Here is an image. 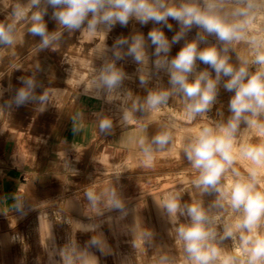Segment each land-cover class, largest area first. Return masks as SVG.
Here are the masks:
<instances>
[{
    "label": "rangeland",
    "instance_id": "obj_1",
    "mask_svg": "<svg viewBox=\"0 0 264 264\" xmlns=\"http://www.w3.org/2000/svg\"><path fill=\"white\" fill-rule=\"evenodd\" d=\"M7 1L0 9L3 16L11 12L7 9L10 0ZM163 2L174 8H179L182 4H195L201 9L204 8V0ZM235 6L232 0H226L225 7L228 11ZM59 10L61 9L47 5V8L39 11L43 15V23L46 25L50 40L56 35V39L51 41L49 47L41 48V37L29 32V28L32 27L30 19L27 25L14 30L13 43L0 44V49L89 51L99 55L101 64L97 69L85 68L89 67L85 60L81 61L82 67L74 65V68H71L74 64L73 59L66 61L68 83L99 99L115 103L111 108L102 107L99 123L109 120L112 130L138 126L152 135V140L155 136L167 132L171 140L162 149L152 143L154 148L151 149V160H147L143 147L141 152L134 151L133 147L128 148L131 143H125L126 148H122L112 145L105 138L94 139L90 145L77 146L73 152L62 155L51 171L53 178H57L61 184L58 188L61 196L56 201L45 202L41 213V221L45 222V226L39 229L31 225L25 232L6 237L0 243V258L12 259L13 264H47V256L51 254L57 264H84L82 253L84 249L96 254L100 264H192L185 252L184 242L178 238L176 231L180 225L188 226L191 220L179 211L175 216L167 212L164 202L172 195L177 196L181 208L194 203L199 204L208 215L210 220L208 227L216 233L215 239L209 243L219 250V257L212 264H225V261L227 264H241L242 260L246 264V257L238 255L236 251L240 246L239 234H236L235 239L224 236L225 225L233 223L238 214L233 212L226 202L223 208L217 207L218 193L214 190L205 192L194 186L192 181L198 178L199 173L184 155V147L196 130L203 126L216 127L219 124H227L232 115L229 111V102L234 93L225 90L224 84L230 77L221 75L216 86L215 100L209 106V110L189 121L186 116V100L172 89L168 71L164 68L158 69L155 62L165 59L170 61L187 44L196 43L198 52L215 47L222 57L228 58L229 64L238 69L242 66V58L252 59L249 46L236 41L225 44L202 28L193 25L184 29L171 18L166 24L149 21L147 25H141L135 18H130L128 24L123 27L119 23L110 29L98 25L94 34L88 31L86 24L80 30L69 31L53 18V13ZM32 14L33 11L31 16ZM254 25L255 30L264 31V9L257 11ZM153 30L163 32L169 46L167 53L161 52L159 56L156 55L157 46L153 45L148 37V33ZM181 32L183 34L180 39L174 43L173 38ZM134 37H143L142 52L145 62L142 65L137 64L133 57L127 54ZM121 40H126L127 43L120 44ZM224 48L228 51L225 52ZM115 52H119L122 58L117 60ZM11 61L12 59L0 58V109L3 108L2 103H5L7 95L6 62ZM108 63L114 64L122 75L120 86L111 93L97 91L95 87L101 67ZM247 67L250 73H255L258 68L252 64ZM202 72H208L211 79H216L215 70L197 59L192 73L188 74V82H194ZM60 76L50 74V77L55 79ZM141 76L144 77L145 84L140 83ZM30 77L32 76L27 73L17 74L14 75V80L19 83L23 79L33 80ZM17 91L18 89L15 90V94ZM161 91L172 93L167 104L159 106L158 109L136 111L132 109L133 103L138 107L143 104L149 92ZM40 92V96H47L46 101L40 102L43 111L58 110L59 102L65 98L64 90L55 89L49 83H46L45 89ZM36 94L39 95L34 90L32 95ZM125 113L130 116L127 121L124 119ZM258 119L264 123V117ZM5 137L4 135V139ZM14 137L10 134L7 140L14 139L17 150L24 148L31 153H37L45 146L44 138ZM236 143L258 145L264 143V137L248 129L242 122L236 134ZM235 167L247 177L246 168L251 167V164L241 158ZM260 179L264 181V171ZM234 180L235 177L229 171L227 182ZM224 182L222 180L221 187ZM89 191L96 197L94 203L86 196ZM113 192L121 201L123 210L137 201L144 203V209L155 210L157 215L153 220L155 228L142 225L140 219L136 217L128 222L116 218L113 219V224H106L103 242L100 230L102 220L119 211L113 209L109 203ZM33 220L34 218L30 219V222H34ZM88 224L93 225V230H90ZM258 230L264 234V222ZM93 237L103 242L102 248L91 244Z\"/></svg>",
    "mask_w": 264,
    "mask_h": 264
},
{
    "label": "clouds",
    "instance_id": "obj_2",
    "mask_svg": "<svg viewBox=\"0 0 264 264\" xmlns=\"http://www.w3.org/2000/svg\"><path fill=\"white\" fill-rule=\"evenodd\" d=\"M232 2L236 6L228 11L225 7L226 0H204L203 9L195 4H182L179 8L168 7L163 0H47L54 9H61L53 13V18L69 31L80 30L86 24L88 31L94 34L98 25L110 29L119 23L123 27L128 24L130 18H135L141 25H147L149 21L166 24L171 18L184 29L193 25L202 28L225 44L236 41L249 46L252 59L242 58V66L238 69L229 64L228 58L222 57L215 47L198 52L196 43L187 44L170 61L157 60L155 63L158 69L164 68L168 71L172 89L186 100V116L189 121L209 110L215 100L216 86L221 75L230 77L224 84L225 90L234 93L229 102L232 115L227 124H219L216 127L203 126L196 130L184 147V155L199 173L198 178L192 181L194 186L205 192L214 190L218 193L216 206L223 208L226 202L231 210L238 214L233 223L225 225L224 231L225 237L233 239L239 234L240 246L236 250L237 254L246 257V264H264V234L258 230L264 222V181L260 179L264 171V143H236V134L242 122L248 129L264 137V123L258 119L264 117V31L255 30L254 25L257 11L264 9V0ZM39 4L40 0H30L32 7ZM12 15L19 20L25 15V11L18 7ZM89 16L92 18L88 19ZM30 19L32 27L29 32L41 37V48L49 47L56 35L50 40L41 12H34ZM12 29V24L7 28L0 25V44L13 43L9 34ZM182 34L183 32L175 36L173 42H177ZM148 37L152 44L157 46V56L161 52L169 51L163 32L153 30L148 33ZM119 43L125 44L127 41L121 40ZM142 47L143 37H134L127 52L141 65L145 62ZM224 51L228 49L224 48ZM114 55L117 60L122 58L119 52ZM197 59L215 70V80L209 77L208 72H202L194 82H188V74L192 73ZM249 64L258 66L255 73L249 72ZM121 82V73L114 64L108 63L101 67L95 87L97 91L111 93ZM22 83L24 87L17 91L15 97L16 105L22 106L33 99H39L42 103L47 100L46 95H32L36 87L33 80L23 79ZM140 83H146L143 76L140 77ZM170 95L172 93L169 91L149 92L145 102L139 107L133 103L132 109H158L168 103ZM124 119H130L128 113L124 114ZM111 126L109 120H103L99 125L102 132ZM170 140V134L165 132L155 136L152 143L162 149ZM139 143L143 146L147 160H151V148L144 146L143 139ZM241 158L251 164V167L246 168L247 177L235 167ZM229 171L235 177L234 181L227 182ZM222 180L225 181L223 187ZM86 196L90 202H95L93 192H87ZM109 203L113 209L123 211V205L116 198L115 192L112 193ZM164 207L171 216H175L179 211L182 215L190 217L191 223L188 226L180 225L176 231L178 238L184 242L185 252L192 264H212L219 257V250L209 243L215 239L216 233L208 227L210 220L203 207L194 203L181 208L177 196L172 195L166 198ZM91 244L103 247V242L95 237L92 238ZM84 264H89V261L85 259ZM241 264L245 262L242 260Z\"/></svg>",
    "mask_w": 264,
    "mask_h": 264
},
{
    "label": "crops",
    "instance_id": "obj_3",
    "mask_svg": "<svg viewBox=\"0 0 264 264\" xmlns=\"http://www.w3.org/2000/svg\"><path fill=\"white\" fill-rule=\"evenodd\" d=\"M7 0H0V9ZM47 0H40L36 7L30 5V0H10L7 9L11 12L6 16L0 13V25L5 28L13 25L9 33L13 38L14 30L28 24L31 11L39 12L47 8ZM21 8L25 15L17 20L12 13ZM104 57V55H102ZM106 57V55H105ZM0 58L12 59L6 62L7 80L5 89L7 95L3 108L0 109V243L8 236L27 231L31 225L39 229L45 226L41 221V213L45 202L56 201L61 193V184L53 178L51 171L55 162L64 154L71 153L77 146H88L98 138H105L112 145L126 148L125 143H131L128 148L142 151L139 141L143 139L151 149L152 135L136 126H129L121 130L111 128L101 132L99 116L102 107H113L115 103L105 101L75 88L66 80L67 59H73L71 68L82 67L81 61L88 62L90 69H97L101 64V57L93 52L52 51V50H21L14 51L0 49ZM21 59V61H15ZM1 66V65H0ZM21 68V69H19ZM56 71V72H55ZM27 73L36 84L35 91L41 95L45 84L49 83L55 89L65 91V98L59 102L58 110L43 111L39 99L28 101L22 106L15 104V90L24 87L16 82L14 75ZM61 75L52 78L50 74ZM46 79V81H45ZM10 134L20 138H44L45 146L37 153H31L24 148L15 149V140H7ZM4 135L6 136L4 139ZM155 136V135H154ZM153 136V137H154ZM14 137V138H15ZM55 176V175H54ZM155 210L144 209V203L137 201L123 211H116L105 217L101 222L102 240L105 242V226L113 224V219L128 222L132 218H139L140 223L149 228H155ZM34 218V222L30 219ZM37 219V220H36ZM36 221V222H35ZM92 223V222H91ZM80 225L79 222H77ZM90 230L93 225L88 224ZM83 259L89 264H100L96 254L82 250ZM12 259H1L0 264H13ZM47 264H57L51 254L47 256Z\"/></svg>",
    "mask_w": 264,
    "mask_h": 264
},
{
    "label": "bare ground",
    "instance_id": "obj_4",
    "mask_svg": "<svg viewBox=\"0 0 264 264\" xmlns=\"http://www.w3.org/2000/svg\"><path fill=\"white\" fill-rule=\"evenodd\" d=\"M160 29V28H159Z\"/></svg>",
    "mask_w": 264,
    "mask_h": 264
}]
</instances>
